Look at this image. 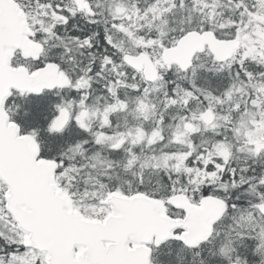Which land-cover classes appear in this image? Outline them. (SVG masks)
I'll list each match as a JSON object with an SVG mask.
<instances>
[{
  "label": "snow or ice",
  "instance_id": "1",
  "mask_svg": "<svg viewBox=\"0 0 264 264\" xmlns=\"http://www.w3.org/2000/svg\"><path fill=\"white\" fill-rule=\"evenodd\" d=\"M0 264H264V0H0Z\"/></svg>",
  "mask_w": 264,
  "mask_h": 264
}]
</instances>
